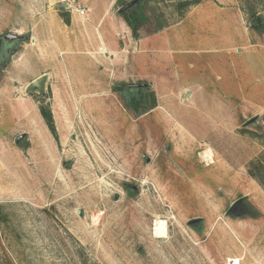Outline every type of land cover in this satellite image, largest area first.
Returning <instances> with one entry per match:
<instances>
[{
	"label": "rangeland",
	"instance_id": "374dc122",
	"mask_svg": "<svg viewBox=\"0 0 264 264\" xmlns=\"http://www.w3.org/2000/svg\"><path fill=\"white\" fill-rule=\"evenodd\" d=\"M91 1L0 0V264H264V0Z\"/></svg>",
	"mask_w": 264,
	"mask_h": 264
},
{
	"label": "water",
	"instance_id": "95a60500",
	"mask_svg": "<svg viewBox=\"0 0 264 264\" xmlns=\"http://www.w3.org/2000/svg\"><path fill=\"white\" fill-rule=\"evenodd\" d=\"M138 2V0H132L131 2L127 3L125 6L121 7L119 10L120 14H123L124 12H127L131 9H133V6ZM28 35V33L26 34H20V33H8L5 34L2 39V45L0 47V51L3 54L7 53V51L11 50L13 48L14 51L13 53L17 52V42H19L20 40L24 41V39L26 38V36ZM46 80H47V75H43L42 77L38 78L37 80L33 81L30 85L27 86V91L30 92L31 90H34L36 88L39 89L40 92H44L45 91V84H46ZM141 84H130L129 86H133V87H137L140 86ZM258 118V115L255 116L251 121L254 122L256 121V119ZM26 137V133L23 132L21 134H19V136L16 139V143L19 144L21 140H23ZM243 199H238L233 205L232 207L228 210L229 214H236L239 213L241 211V204H242ZM81 212V211H80ZM199 219H194L191 220L189 223L190 224H195L196 222H198Z\"/></svg>",
	"mask_w": 264,
	"mask_h": 264
},
{
	"label": "flooded vegetation",
	"instance_id": "af4514ba",
	"mask_svg": "<svg viewBox=\"0 0 264 264\" xmlns=\"http://www.w3.org/2000/svg\"><path fill=\"white\" fill-rule=\"evenodd\" d=\"M126 5V4H125ZM138 6V4L136 3L134 6H133V9H131V10H129L130 12H132V14H133V12H134V10H135V8ZM17 33H20V34H26V33H21V32H17ZM8 34V33H7ZM5 34H2L1 36H0V47H1V45H2V41H3V39H2V37L4 36ZM28 38H29V36L27 35L26 36V38L24 39V41H22V40H20L19 42H17V51H18V48H19V44L20 43H22V42H26V41H28ZM14 51H16V50H13V48L11 49V50H9V51H7V53H5V54H3L2 55V53H1V51H0V71H1V69L2 68H4L7 64H8V62L11 60V57H12V55H14L15 53H13ZM130 84H134V83H126V84H122V86H121V88L124 90V91H127V92H129V91H132L133 92V94L132 95H130L131 96V98H128L127 100H126V103H128V107H129V103L130 102H134V101H137V100H139V98H140V96L139 95H141V93H142V91L145 89V88H147L148 87V83H146V82H138V84H141L140 86H137V87H133V86H129ZM129 95H128V97H130ZM128 100H130V102L128 101ZM130 108V107H129Z\"/></svg>",
	"mask_w": 264,
	"mask_h": 264
},
{
	"label": "trees",
	"instance_id": "16d2710c",
	"mask_svg": "<svg viewBox=\"0 0 264 264\" xmlns=\"http://www.w3.org/2000/svg\"><path fill=\"white\" fill-rule=\"evenodd\" d=\"M194 3H195L194 1H193V2H192V1L189 2L188 0H183V1L180 2L179 7H180V8L189 7L190 5H192V4H194ZM181 12H182V11H181ZM122 15L125 17V19H126V21L128 22L129 26L132 28L133 35H134L135 37H137V36H138L139 25H140V20H139V18L134 17V16L132 15V12H130V11L124 12ZM257 19H258L259 22H261L260 18H257ZM65 21L68 22L69 20L65 18ZM259 24H260V23H259ZM259 24H256L255 27H259ZM154 101H155V100H154ZM43 114H44V117L48 120L49 125H50L51 127H53L51 113H50L49 111H48V112H45V111H44ZM249 171H250V174H251L252 176L255 175V173H254V171L252 170V168H251Z\"/></svg>",
	"mask_w": 264,
	"mask_h": 264
},
{
	"label": "crops",
	"instance_id": "0c3cea01",
	"mask_svg": "<svg viewBox=\"0 0 264 264\" xmlns=\"http://www.w3.org/2000/svg\"><path fill=\"white\" fill-rule=\"evenodd\" d=\"M84 1H86L87 3H89V4H87L86 2H84V3H86V4H83V5H86V6H91V9H89V10H92V7L93 6H95L94 4L96 3V2H92L91 0H84ZM125 6V5H124ZM97 9H99L100 11H102L103 9L105 10L104 12H106V7L105 8H97ZM94 10V9H93ZM96 11V10H95ZM89 14V13H88ZM87 14V15H88ZM94 14H96V15H98L97 17V21L96 22H101V23H103L104 21H106V18H104L103 19V15H107L106 13H101V12H98V11H96L95 13L93 12L92 13V15H93V17H94ZM118 16H122V17H124L122 14H117ZM89 16H90V14H89ZM81 17V16H80ZM83 18V17H82ZM125 18V17H124ZM65 19V18H64ZM125 20V24H127L128 26H129V24H128V22L126 21V19H124Z\"/></svg>",
	"mask_w": 264,
	"mask_h": 264
},
{
	"label": "bare ground",
	"instance_id": "6f19581e",
	"mask_svg": "<svg viewBox=\"0 0 264 264\" xmlns=\"http://www.w3.org/2000/svg\"><path fill=\"white\" fill-rule=\"evenodd\" d=\"M203 154H204V157H205L206 159L211 160V155H210L209 151H206V152H204ZM157 229H158V231H159V233H160L161 236H165V235H166L165 228L163 227L162 224H161L160 227H158Z\"/></svg>",
	"mask_w": 264,
	"mask_h": 264
},
{
	"label": "built area",
	"instance_id": "2783aa9c",
	"mask_svg": "<svg viewBox=\"0 0 264 264\" xmlns=\"http://www.w3.org/2000/svg\"><path fill=\"white\" fill-rule=\"evenodd\" d=\"M77 12H78V14L80 15V16H85V15H87L88 14V9H87V6L86 5H81L80 7H79V9L77 10Z\"/></svg>",
	"mask_w": 264,
	"mask_h": 264
}]
</instances>
